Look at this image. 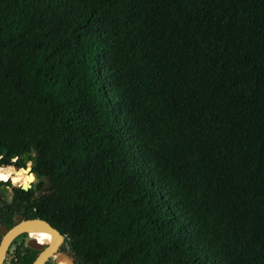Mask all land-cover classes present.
I'll list each match as a JSON object with an SVG mask.
<instances>
[{"label": "trees", "instance_id": "obj_1", "mask_svg": "<svg viewBox=\"0 0 264 264\" xmlns=\"http://www.w3.org/2000/svg\"><path fill=\"white\" fill-rule=\"evenodd\" d=\"M25 151L78 264H264V0H0Z\"/></svg>", "mask_w": 264, "mask_h": 264}, {"label": "flooded vegetation", "instance_id": "obj_2", "mask_svg": "<svg viewBox=\"0 0 264 264\" xmlns=\"http://www.w3.org/2000/svg\"><path fill=\"white\" fill-rule=\"evenodd\" d=\"M32 158L33 153L28 152V156L25 157L23 152L11 157L9 163L1 165L6 167H0V218L6 220V223L0 224V226H4L6 229L17 224L15 222L16 217H21L23 220L40 219L28 216L36 212L38 198L46 192V184L41 187L37 184L38 177L32 169ZM44 221L55 228L49 221ZM55 229L59 231L57 228ZM59 233L62 236V240L59 241L56 251L44 264H61L57 261V255H60L63 260L66 255L72 258L73 264H78L74 253L67 248L65 235L60 231ZM1 237L2 235L0 234V240ZM31 239L36 240L42 247L40 249L30 247L27 243ZM49 244V241L40 240L38 234H29L24 231L11 241L2 264L8 263L11 259L17 260L19 257L25 258L26 254H33L34 260Z\"/></svg>", "mask_w": 264, "mask_h": 264}, {"label": "water", "instance_id": "obj_3", "mask_svg": "<svg viewBox=\"0 0 264 264\" xmlns=\"http://www.w3.org/2000/svg\"><path fill=\"white\" fill-rule=\"evenodd\" d=\"M24 156L25 157L28 156V152L27 151L24 152ZM15 222L17 224L12 226L9 229H6L4 226H0V234L2 235L1 240H0V264H2L3 261H4L6 250H7L8 246H9V244L11 243V241L17 235H19L20 233L24 232V230L21 228L20 225L26 224V223L37 225V226H39L41 228H44L50 234V240H49L50 244H49V246L47 248L43 249L37 255V257L33 260V262L31 263V264H44L45 261L51 255H53V253L57 249L59 241L62 240V236L59 233V231H57L49 223H47L46 221L41 220V219H26V220H23L21 217H16L15 218ZM27 244L30 247H33V248H36V249H40L42 247V245L40 243H38L36 240H34V239L28 240ZM56 258H57V261H60L61 256L57 255ZM72 261H73L72 258H69L68 256L65 255L63 264H73Z\"/></svg>", "mask_w": 264, "mask_h": 264}, {"label": "bare ground", "instance_id": "obj_4", "mask_svg": "<svg viewBox=\"0 0 264 264\" xmlns=\"http://www.w3.org/2000/svg\"><path fill=\"white\" fill-rule=\"evenodd\" d=\"M20 226L24 231L28 232L29 234H38L39 239L42 241H49L50 240V234L44 228H41L37 225L28 224V223L22 224ZM59 262L61 264H63L64 260L61 258Z\"/></svg>", "mask_w": 264, "mask_h": 264}, {"label": "rangeland", "instance_id": "obj_5", "mask_svg": "<svg viewBox=\"0 0 264 264\" xmlns=\"http://www.w3.org/2000/svg\"><path fill=\"white\" fill-rule=\"evenodd\" d=\"M1 170V169H0ZM4 178H7V177H4Z\"/></svg>", "mask_w": 264, "mask_h": 264}]
</instances>
